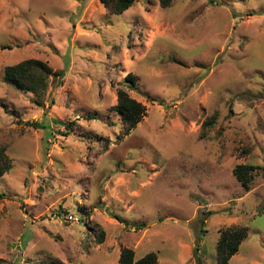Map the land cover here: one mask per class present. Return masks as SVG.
Segmentation results:
<instances>
[{
  "label": "rangeland",
  "instance_id": "rangeland-1",
  "mask_svg": "<svg viewBox=\"0 0 264 264\" xmlns=\"http://www.w3.org/2000/svg\"><path fill=\"white\" fill-rule=\"evenodd\" d=\"M26 59L53 70L40 103L4 78ZM0 146V264H217L243 226L230 264H264V0H0Z\"/></svg>",
  "mask_w": 264,
  "mask_h": 264
},
{
  "label": "trees",
  "instance_id": "trees-1",
  "mask_svg": "<svg viewBox=\"0 0 264 264\" xmlns=\"http://www.w3.org/2000/svg\"><path fill=\"white\" fill-rule=\"evenodd\" d=\"M136 0H99L103 8L110 14H120L131 7ZM162 7L170 4L171 0H158ZM53 75L52 68L39 59H26L16 64L4 67V78L15 88L22 91L31 92L35 96L36 102L40 103V98L45 94L48 86V79ZM131 74L126 76V80L133 83ZM116 103L112 107L124 124L123 133L127 134L135 128L142 119L144 108L140 102L133 99L125 88H117ZM37 127L35 123H30ZM72 123H63L65 128H70ZM11 166V160L6 155L4 147L0 146V175ZM258 166L250 164H239L233 169V174L244 187H248L252 180L254 171ZM140 226V225H138ZM141 225L139 228H142ZM247 227H230L220 232L216 246L217 264H230V258L237 252L241 241L247 236ZM118 264H157L156 256L153 252H148L142 257L135 259L134 252L129 248H122Z\"/></svg>",
  "mask_w": 264,
  "mask_h": 264
}]
</instances>
